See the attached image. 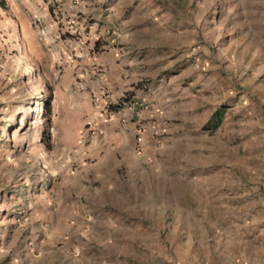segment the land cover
<instances>
[{"label": "rangeland", "instance_id": "rangeland-1", "mask_svg": "<svg viewBox=\"0 0 264 264\" xmlns=\"http://www.w3.org/2000/svg\"><path fill=\"white\" fill-rule=\"evenodd\" d=\"M132 6L0 40V264H264V0Z\"/></svg>", "mask_w": 264, "mask_h": 264}, {"label": "crops", "instance_id": "crops-1", "mask_svg": "<svg viewBox=\"0 0 264 264\" xmlns=\"http://www.w3.org/2000/svg\"><path fill=\"white\" fill-rule=\"evenodd\" d=\"M137 1L139 0H3L4 4L0 5V40L12 47L17 46L18 49L26 46L29 48V43L35 39L31 19L32 16H37L46 29V36L42 40L47 43L51 40L47 35L52 34L58 43L68 45L73 39L61 34L60 23H76L79 28L85 24L86 27L98 30L101 35L112 23L122 29L128 18L127 14L131 13L132 5ZM102 13L105 15L104 19L100 17ZM98 37L95 41H99L98 44L105 40H98ZM91 55L97 59L103 57L94 51ZM107 55L109 58H116L114 51H109ZM89 149L86 156L93 162L90 166L96 167L104 155L92 149V146Z\"/></svg>", "mask_w": 264, "mask_h": 264}, {"label": "trees", "instance_id": "trees-1", "mask_svg": "<svg viewBox=\"0 0 264 264\" xmlns=\"http://www.w3.org/2000/svg\"><path fill=\"white\" fill-rule=\"evenodd\" d=\"M3 4H4L3 0H0V5L2 6ZM98 48H99V44L98 42H95L94 50L96 51ZM123 106H124V103L120 102L113 106L110 105L109 108H111V111H119L123 108ZM223 115H224V110L220 109V110L215 111L207 123V128L211 130L216 129L220 125L223 119Z\"/></svg>", "mask_w": 264, "mask_h": 264}, {"label": "built area", "instance_id": "built-area-1", "mask_svg": "<svg viewBox=\"0 0 264 264\" xmlns=\"http://www.w3.org/2000/svg\"><path fill=\"white\" fill-rule=\"evenodd\" d=\"M31 26L36 33V35L39 37V39H44L46 36V29L41 25L40 18L37 16H32L31 19Z\"/></svg>", "mask_w": 264, "mask_h": 264}]
</instances>
